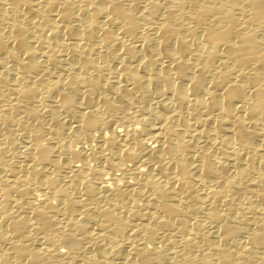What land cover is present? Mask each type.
<instances>
[{"label":"bare ground","instance_id":"obj_1","mask_svg":"<svg viewBox=\"0 0 264 264\" xmlns=\"http://www.w3.org/2000/svg\"><path fill=\"white\" fill-rule=\"evenodd\" d=\"M197 259L264 264V0H0V264Z\"/></svg>","mask_w":264,"mask_h":264},{"label":"rangeland","instance_id":"obj_2","mask_svg":"<svg viewBox=\"0 0 264 264\" xmlns=\"http://www.w3.org/2000/svg\"><path fill=\"white\" fill-rule=\"evenodd\" d=\"M118 124V123H117ZM96 133V132H95ZM64 138H66L65 140H64ZM63 139H62V142H64L65 144H70V142L71 141H73L70 137H68V136H66V137H64ZM51 139V140H50ZM71 141H70V140ZM55 140V141H54ZM47 141V142H46ZM44 140V142L46 143V144H48L49 146L51 145V147L53 146H55L54 148H57L58 147V145H57V141H56V139L54 138V137H52V136H50V138L49 139H47V140ZM68 142V143H67ZM74 143V145L76 146V147H78L80 144L79 143H75L74 141L72 142V144ZM56 144V145H55ZM92 144H94L93 145V147L95 148V151H97L98 149L96 148L97 147V145H96V142H93ZM97 153V152H96ZM97 156H99L98 154H97ZM96 163H98L96 160H93L92 161V164H96ZM116 174H117V176L118 177H123V174H124V179L126 178V180L128 179V180H130V178H131V176H130V171L129 172H122V170L121 169H117V172H116ZM107 175V174H106ZM127 177H126V176ZM130 176V177H129ZM125 180V181H126ZM131 180H132V178H131ZM120 182H123V184H125L124 183V181H122V180H120ZM199 220L202 222V223H204L205 221L203 220V218H201V217H199ZM125 242H128L127 240L125 241ZM126 246H127V249L128 248H130L129 247V243H126ZM195 264H201V261L199 260V259H197L196 260V262H195Z\"/></svg>","mask_w":264,"mask_h":264}]
</instances>
